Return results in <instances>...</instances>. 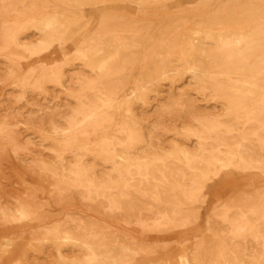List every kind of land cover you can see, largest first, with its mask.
Here are the masks:
<instances>
[{
	"label": "rangeland",
	"instance_id": "obj_1",
	"mask_svg": "<svg viewBox=\"0 0 264 264\" xmlns=\"http://www.w3.org/2000/svg\"><path fill=\"white\" fill-rule=\"evenodd\" d=\"M0 264H264V0H0Z\"/></svg>",
	"mask_w": 264,
	"mask_h": 264
},
{
	"label": "bare ground",
	"instance_id": "obj_2",
	"mask_svg": "<svg viewBox=\"0 0 264 264\" xmlns=\"http://www.w3.org/2000/svg\"><path fill=\"white\" fill-rule=\"evenodd\" d=\"M56 12H54V13H52V16L47 20V22H52V20H54V21H58L57 20V18H56ZM186 41V43H188V41H187V38L185 39ZM238 46V45H237ZM249 83V82H248ZM248 93V92H247ZM223 166V165H222Z\"/></svg>",
	"mask_w": 264,
	"mask_h": 264
}]
</instances>
